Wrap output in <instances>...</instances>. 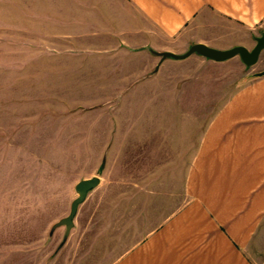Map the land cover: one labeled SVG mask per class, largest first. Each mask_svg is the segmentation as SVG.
Listing matches in <instances>:
<instances>
[{"label":"rangeland","instance_id":"obj_1","mask_svg":"<svg viewBox=\"0 0 264 264\" xmlns=\"http://www.w3.org/2000/svg\"><path fill=\"white\" fill-rule=\"evenodd\" d=\"M64 1L72 7L70 0H0V264H109L186 198L188 160L174 159V145L168 144L162 160L157 135L149 145H135L123 127L117 143L96 137L82 142L87 127L65 118L76 109L106 115L111 97L94 93L99 86L70 72L63 79L60 59L97 55L99 49L90 45L119 35L110 26L96 31L94 15L48 14L62 11ZM263 58L264 50L259 62ZM238 72L200 67L193 95L178 97L181 118L190 119L192 110L199 135L236 85ZM174 103L167 104L168 120L178 116ZM120 108L125 117L126 103ZM90 124L91 135L106 136L103 121L89 119ZM164 162L166 176H160ZM85 177H98L100 185L78 206L64 240V227L51 228L68 215L74 186ZM159 200L164 207L157 206ZM248 256L264 264V224Z\"/></svg>","mask_w":264,"mask_h":264},{"label":"crops","instance_id":"obj_2","mask_svg":"<svg viewBox=\"0 0 264 264\" xmlns=\"http://www.w3.org/2000/svg\"><path fill=\"white\" fill-rule=\"evenodd\" d=\"M70 1L72 7L64 1L62 11L48 14L94 15L96 31L110 26L119 35L90 45L99 49L97 55L57 59L63 60V79L70 72L91 87L99 86L94 93L111 97L106 115L76 109L65 117L78 118L80 129L90 128L89 119L108 127L106 136L86 130L80 141L96 137L117 143L123 127L127 142L135 145H149L157 135L160 159L166 160L169 144L174 145L175 160H188L186 198L109 264H253L248 249L264 224V58L246 67L239 57L215 62L196 54L183 60L161 59L159 54L181 55L193 44L217 50L252 48L255 36L264 32V0ZM79 23L87 21L79 18ZM200 67L239 72L236 85L204 121L199 135L192 110L190 119H182L176 102L193 95L191 85L198 81ZM124 101L125 117L120 113ZM168 102L176 106L178 116L172 120ZM166 170L164 162L160 176ZM162 203L157 206L164 207Z\"/></svg>","mask_w":264,"mask_h":264},{"label":"water","instance_id":"obj_3","mask_svg":"<svg viewBox=\"0 0 264 264\" xmlns=\"http://www.w3.org/2000/svg\"><path fill=\"white\" fill-rule=\"evenodd\" d=\"M255 44L252 49H247L243 46H236L228 50H217L208 47L204 44H193L189 49L181 55H176L169 52L160 53L161 59L172 58L176 60H183L192 54L202 56L204 58L210 59L215 62H223L234 57H239L241 62L246 67H251L255 65L259 59V55L262 50H264V32L260 36L255 37ZM100 184L98 177H93L91 179H83L79 181L75 187L74 191L77 194L76 198L71 202L69 213L66 217L60 219L55 223L51 230H55L59 227L65 228L64 240L68 237L70 230L74 226V218L77 213L78 206L83 203L88 195V193L96 189Z\"/></svg>","mask_w":264,"mask_h":264}]
</instances>
